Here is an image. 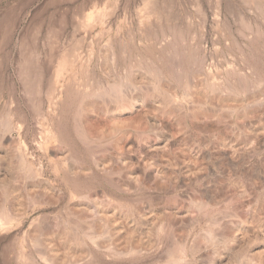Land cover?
I'll return each mask as SVG.
<instances>
[{
    "label": "rangeland",
    "instance_id": "1",
    "mask_svg": "<svg viewBox=\"0 0 264 264\" xmlns=\"http://www.w3.org/2000/svg\"><path fill=\"white\" fill-rule=\"evenodd\" d=\"M167 46L181 55L169 53ZM109 71L123 94L145 97L147 104H154L147 76L161 73L178 101L187 81L217 112L224 102L232 105L233 116L214 120L219 127L187 133L176 115L161 107L151 114L155 129L141 118L136 135L118 140L112 124L121 118L97 112L91 122L106 134L95 137L89 149L88 141H81L80 104L111 105ZM175 77L184 79L183 85ZM2 121L10 123L11 133H4ZM56 137L59 141H53ZM0 139L5 143L0 185L16 187L15 204L29 195L46 197L47 183L62 195L58 206L43 205L20 225L0 230V264H44L29 237L36 226L48 232L42 240L57 251V261L81 259L80 247L58 241L54 228L64 224L82 236L84 221L97 215L103 221L96 226L98 243L123 247L131 240L153 247L136 264H166L168 248L178 250L182 240L193 243L201 234L197 253L175 251L173 260L209 264L218 254L221 264H245L249 257L264 263V0H0ZM12 145L34 176L21 179L12 171ZM54 147L71 152L70 162L88 166L92 176L54 168L47 161ZM137 164L152 165L151 177L137 172ZM72 203L77 211L69 214ZM164 223H170L168 235L160 229ZM209 231L211 243L204 240ZM227 238L234 240L232 246H225ZM84 242L90 253L78 264L129 260Z\"/></svg>",
    "mask_w": 264,
    "mask_h": 264
},
{
    "label": "bare ground",
    "instance_id": "2",
    "mask_svg": "<svg viewBox=\"0 0 264 264\" xmlns=\"http://www.w3.org/2000/svg\"><path fill=\"white\" fill-rule=\"evenodd\" d=\"M170 48H171V46H170ZM170 48L168 46L166 48L167 50H169L168 51L169 53L175 54L176 56L181 55L180 54L181 53L180 52V49H177V48H174V47H172V49H170ZM191 50H193V49H191ZM163 51H165V50L163 49ZM176 56H175V58H176ZM177 58H179V57H177ZM181 58H182V56H181ZM176 63H178L177 60H176ZM111 66H114V65L111 64ZM173 66L175 68L176 65L173 63ZM105 69L108 70L107 68H105ZM175 69L178 70L177 68H175ZM111 70H112V68H111ZM106 74L111 79V82H112L109 85V87H107L108 88V91H109L108 93L111 92L110 95L113 98H115L114 101L111 103V105H109V107L107 106L108 108H102V107L96 105L95 103L94 104L91 103V101L90 102H88V101H82L81 104H80V112H82L84 114V127H83L81 141H84V142L88 141L87 143H84V144L85 145L87 144L86 147L89 148V149H91L90 146H89L90 143H91V141H93V139H95V137H97V136L100 135L99 134V131H96L95 126L92 123L93 121L91 122V117L95 113H97V112L98 113H104V115L107 118H114V117H117V118L120 117L121 118V121H119V123L118 122H114L112 124V130H113L112 133L116 137L119 136L118 140L124 139L127 134L132 135V136L133 135H136V132H137V130L140 127L139 126V122H140L139 119H141V118L142 119H146L148 121V123H150L153 128L156 127V125H155V119H154V117L151 114H152V111H154L156 109L159 110V109H161V107H162V109L164 107H167L168 108V109H164L165 110V113L170 114L172 116L176 115L177 124L179 125L181 131H184V132H187V133L188 132L189 133L192 132V130H196V131H206V130L215 128L217 126L219 127V125L214 124V120L216 121L218 119L221 122V120L223 118V115L224 114L226 115L227 113H228V116L227 117L225 116L224 118H228V117L231 118L233 116V111H232L233 110V107H232V105H230L229 103H225L224 102V105H223L222 109L221 108L219 109V111H221L222 113L217 112V109L216 108L210 107L209 104L206 102V100L204 98L198 96V94H201V93L200 92L198 93V91H196V86L195 85H192V87L190 86L191 87L190 88L189 87V84L187 83V81H186V83L184 82V85H185L184 87L185 88L183 89V92L180 95L181 96L180 98L183 101H178L177 100L178 95L176 93H174L173 91H171L169 89L170 87L169 88L167 87L168 81H167L166 77H164V76L162 77L160 75L161 73H159L158 76H154V77H151L150 78L151 74H149L147 77H149L150 79L148 78V82L147 83L152 88L151 89L152 90V99L151 100L154 102V104L151 103L152 105H154V106H152L150 104V102H149L150 105L146 103L147 102L146 100H148V99L145 98V97H142V96L141 97H138V96L135 97V96H132L131 94H127V93H124L123 94L122 93V91H123V87L122 86L123 85L121 83L117 82L116 78H114V76H113L114 74L111 75L110 71L109 72H106ZM175 78L177 79V77H175ZM177 80H178L177 81L178 84L179 83H182L181 85H183V80L184 79H181L179 77ZM106 86H108V85H106ZM129 86H130V84H129ZM211 86H210L209 90L211 89ZM130 90H131V88H130ZM223 90H225V89H223ZM154 92L160 93V96H158L160 98H154V96H153V94H155ZM204 92H206V91H204ZM98 95H100V94H98ZM191 95H193V96L196 95V98L194 100L193 99L191 100V98H192ZM190 96H191V98H190ZM120 98H122V99H120ZM124 115H129V116L126 117ZM122 116H124V118H122ZM2 123H4V122L2 121ZM163 123H166V122H163ZM219 124H221V123H219ZM158 127H161V130H163V131H165L167 129L165 124H162L161 126L159 124ZM12 128L13 127H11V125H10V123L8 121H5V123L2 124V129H3L4 133L5 132L6 133H11L13 131ZM163 131H161V132H163ZM104 132H103V135H104ZM110 132H111V129H110ZM105 134H106V132H105ZM108 134H109V132H108ZM58 137L54 138L53 141H59L58 140ZM104 138H106V136ZM167 141H169V140H167ZM2 144L3 143H2V141L0 139V147L2 146ZM21 144H22V142H21ZM47 144H49V142ZM47 144H46L45 149H44L46 152H47V150H49L48 149L49 147H48ZM11 147H12V149L10 148L8 150H10V152L15 153V154H12L13 155L12 156V162H14V164L13 165L10 164V165H12V167H11L12 171L16 175H18L19 177H21V179H26L28 177L34 176V172H33L32 165L27 162V160L25 159L24 154H18V151H16V149H15V145H12ZM40 149H41V147H40ZM33 151H35V150H33ZM50 152H51V154H53V158H50L47 161H48V163H50L51 165H53L54 168H56V169L57 168H59V169L61 168V169H63L65 171V173H68L69 175H81V174H83V175H87L88 177L89 176H92L90 174V168L88 166H84V165H81L80 166L78 164L75 165V164H72L70 162L71 161V157H70L71 152L69 153L68 151H64L60 147L59 148H55L54 147V149H51ZM221 155L224 156V157H226L232 164L235 163V160L232 157H229L228 156V153L225 152V150H221ZM79 164H81V163H79ZM135 170L137 172H139L143 177L147 178V177H151V173L153 172L152 171L153 170V166L152 165H146V164H143V166H142L140 164H137L136 167H135ZM103 171L106 172V170H103ZM111 174H113V173H111ZM103 176H106V175H103ZM44 182L45 181H41V180L37 181V183H44ZM115 185L119 187L118 189H121V190L124 189V188H122V185L121 184L120 185L115 184ZM0 186L2 188V189L0 188L2 190V192H1L2 193V196H1V202H0V230H2L5 227H11V226H14V225H16V226L20 225L21 221L27 216V214H28L29 211L38 209L39 207H41L43 205L58 206L62 202V195H61V193L58 190H56L55 187H53V185H51L49 183H47V187H45L46 190H47V192L45 191V193L47 194L46 197H44V195L43 196H39V197L38 196H31V195H29V196H26L27 198L25 197L26 199L23 202V204H20L19 202H16V204H15L14 194H13V193H15V190H16L15 189L16 188L15 186H13V187L10 186L11 188L7 187L5 184H3V185L1 184ZM13 188L15 189L14 191L12 190ZM116 189H117V187H116ZM48 191H53L55 193V195H51L50 193H49L50 194L49 195L48 194ZM118 191H120V190H118ZM26 192L27 191H25V194H26ZM120 192H122V191H120ZM88 197L89 196H86L84 198L85 199L86 198L89 199ZM16 198L17 197H15V199ZM73 202H75V200ZM80 202H82V201H80ZM202 202H203V200H202ZM202 202L201 201L199 202V205L200 206L203 205ZM208 202H210V200ZM212 202H213V199H212L211 203ZM208 205H209V203H208ZM200 206H198L197 208H199ZM76 207H77L76 206V203L75 204L72 203L70 206H68L66 208L67 213L74 214L77 211ZM77 213H79V212H77ZM82 214H83V212H82ZM81 218H83V217H80V219ZM102 222H103L102 219L100 217H98V215H97L96 218L94 217V220L91 223H86L84 221V224L85 225H83L82 228H80L81 231H82L81 232L82 233V236L76 230H74V229H72V231H71L70 230L71 228L69 229L67 227V225L65 226L64 224L56 225V227L54 228L55 231H53V232H56V235H58V236H56L57 238L59 237L58 241L61 238V240L63 239L67 243H70L72 245H76V246L80 247V250H81L80 252L83 254V256H82L81 259H78V260H69L67 262H59V261H57V258H56V255H55V253L57 251L54 253V251L52 250V247H50L46 243V241L42 240V236L44 235L43 231L45 233L47 231L46 230H43L42 228H41L42 229L41 230L40 227H37L36 226L32 230L30 229L29 237H30V239L32 241V246L35 248V250H34L35 251V254L41 259L40 261L42 263H44V264H78L79 262L80 263L83 262V260H85L86 256H88V253H90V249H89L90 247H89V245L87 243L84 242V239L88 240L89 243H91V245L94 248H97V250H102L104 252H106V251L107 252H111L112 255H113L111 257H113V258L129 257V260L125 261L124 264H136V263H140L141 260L142 261L144 260V259H142V257H145V255L147 253L151 252V251H149V249H151L153 247H150L149 249H147V247L146 248L143 247V245L139 244V242L137 243V242H134V241H131V240H128V241L126 240V242H125V244H124L123 247H118L117 244H113V243H110V242L109 243H106V244L105 243H98L97 242V239L99 238L100 232L96 230V226H97L98 223L100 224ZM167 224L168 223H166V224L164 223L160 227V229L163 230V232H165L166 235H168L167 234V233H169L168 232V227H170V226H168L170 223L168 225ZM155 229H157V228H155ZM245 232H246L245 234H247L248 231H245ZM202 236H203V234H201V237ZM201 237L200 238L199 237H196L194 239V241L197 240L198 244H195L194 241H193V243H188V241H187L188 238L187 239H184V240L181 239L182 241L179 244V247H180V249H178L179 251L176 250L177 248H172V249L171 248H168L166 250V253H167V255H168L169 258L167 257L168 259L166 261V264H171L170 262H172V264L173 263L174 264L175 263L176 264H179V263H182V261H183L184 264H193V262L186 261V260L175 259L176 260L175 261V260H173L172 257H174L173 256L174 253L176 254L175 251L181 252L180 253L181 255L187 254V253L194 255L195 253H197L198 252L197 250L200 248L199 247L200 246V242L203 241V239L201 240ZM204 240L207 243H211L212 242L213 235L210 233V231L204 236ZM232 240L233 239H231V238L230 239L227 238L226 241H224L225 242V246L226 247H228L230 245L232 246V244L234 243V240L233 241ZM55 245H57V243H55ZM130 257H132V258L130 259ZM185 257L186 256H184V258ZM245 258L246 257L244 255L241 258V260H243ZM249 258L248 259L246 258L248 260V262L245 263V264H264V263H262L261 258H259V259H257V258L256 259H251V258L249 259ZM111 261H113V260H111ZM222 261H223V259H222V257L220 255L214 254L212 260L209 261V264H215V263L221 264ZM121 263H122V261H118V260H116V261L113 262V264H121ZM237 263L238 264H241V263L243 264V262L240 263V261L237 262Z\"/></svg>",
    "mask_w": 264,
    "mask_h": 264
}]
</instances>
